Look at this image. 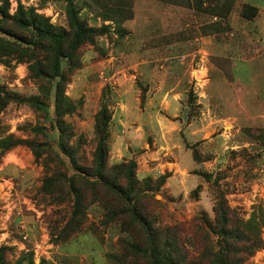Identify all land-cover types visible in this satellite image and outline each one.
Segmentation results:
<instances>
[{
    "label": "rangeland",
    "instance_id": "obj_1",
    "mask_svg": "<svg viewBox=\"0 0 264 264\" xmlns=\"http://www.w3.org/2000/svg\"><path fill=\"white\" fill-rule=\"evenodd\" d=\"M9 3L0 16V264H156L148 227L210 264L219 188L234 224L261 246L243 264H264V0ZM73 13L107 33L72 50ZM30 17L64 38L62 51L19 22ZM124 91L136 108L114 128ZM103 107L107 163L126 193L123 168L136 164L135 191L122 198L95 176Z\"/></svg>",
    "mask_w": 264,
    "mask_h": 264
},
{
    "label": "trees",
    "instance_id": "obj_2",
    "mask_svg": "<svg viewBox=\"0 0 264 264\" xmlns=\"http://www.w3.org/2000/svg\"><path fill=\"white\" fill-rule=\"evenodd\" d=\"M9 6V0H3V7L0 8V16L7 17ZM70 18L73 25L76 27V32L73 37V44L71 46L72 50H74L79 43L89 40L96 33L106 34L108 31V28L105 27L100 30L88 28L77 18L74 13L71 14ZM19 22L23 25V27H28L29 29L31 28L33 31L37 32V35L41 37V39L52 41L54 44H57L59 50L62 51L61 43H63L64 40L62 36L58 38L53 32L50 31L48 27L45 26L44 28L42 26H38L32 17L28 18L27 20H20ZM13 37L16 38V36ZM62 80L63 77L61 76V81ZM61 83L62 82L59 83V89L61 88ZM63 100L64 96H62L61 89L58 90L56 103L58 104ZM110 121L111 117L109 116L108 109L103 107L98 114L96 121V129L97 133L99 134V144L95 158L97 170V174L95 176L98 177L99 181L106 188L115 192L122 198L127 196V194H133L135 191L136 175L134 170L136 169V164H131L128 168L122 167L125 170L126 179L129 181V186L131 187V191L126 193L125 190L119 186L120 178L118 177L116 179L112 177V172H114V170L109 168L107 163L108 148L106 146V142L108 140ZM61 126L62 124L59 123V132L61 138H63L66 134V131L61 129ZM61 148L63 152L70 157L73 165L76 167V170L81 174L85 173L84 170L79 168L75 163L70 148H67L64 144H61ZM167 178L168 176H165L162 181L165 182ZM205 178L208 179V176H205ZM217 196L218 203L215 207L216 226L207 225V228L211 233H213V235L219 236L221 240L219 241L220 244L218 252L214 251L212 247L210 250H207L208 255L205 257L207 258L208 262H210V264H243L245 260H243L241 257H243V255H253L256 250L260 249V243L254 241L250 236H248L240 227L239 222L238 224H234L233 213L227 205L225 193L221 190V188H219L217 191ZM77 206L80 208L79 203ZM196 227L198 230L197 232H204V236L207 237V233H205L203 227V229L199 226ZM148 229L150 238L152 239V246L150 247L151 256L152 260L156 264H196L195 261H191L189 257L183 253V251L178 247V244L176 246L175 240H167V238L166 240L161 239L158 237V235H155L152 229L149 227ZM202 256L203 253L201 257Z\"/></svg>",
    "mask_w": 264,
    "mask_h": 264
},
{
    "label": "crops",
    "instance_id": "obj_3",
    "mask_svg": "<svg viewBox=\"0 0 264 264\" xmlns=\"http://www.w3.org/2000/svg\"><path fill=\"white\" fill-rule=\"evenodd\" d=\"M118 81H121L120 79ZM118 106L121 109V112H119V117H118V124L117 122L115 124H113V126L115 125L116 127L119 125H124L126 124L128 117L130 118L131 116V112H133V110H135L136 105H131V103L129 102V96L128 93L126 91L123 92V96H121V101H119ZM116 119V115L114 116V121ZM138 119L140 120V116L138 117ZM114 126V128H116ZM116 133L115 130L113 129V140L115 139Z\"/></svg>",
    "mask_w": 264,
    "mask_h": 264
}]
</instances>
